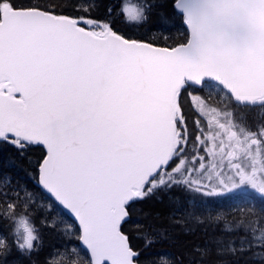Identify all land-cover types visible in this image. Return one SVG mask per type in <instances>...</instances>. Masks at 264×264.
Segmentation results:
<instances>
[{
	"label": "snow or ice",
	"instance_id": "obj_1",
	"mask_svg": "<svg viewBox=\"0 0 264 264\" xmlns=\"http://www.w3.org/2000/svg\"><path fill=\"white\" fill-rule=\"evenodd\" d=\"M0 264H264V0H0Z\"/></svg>",
	"mask_w": 264,
	"mask_h": 264
},
{
	"label": "trees",
	"instance_id": "obj_2",
	"mask_svg": "<svg viewBox=\"0 0 264 264\" xmlns=\"http://www.w3.org/2000/svg\"><path fill=\"white\" fill-rule=\"evenodd\" d=\"M173 35L179 38L180 33L176 32V33H173ZM224 206L227 207V202H225ZM50 243H55V241H50ZM153 251L154 252H165V251H176V249L170 247L169 245H161V246H157L155 249H153Z\"/></svg>",
	"mask_w": 264,
	"mask_h": 264
},
{
	"label": "rangeland",
	"instance_id": "obj_3",
	"mask_svg": "<svg viewBox=\"0 0 264 264\" xmlns=\"http://www.w3.org/2000/svg\"><path fill=\"white\" fill-rule=\"evenodd\" d=\"M195 118H197V117H196V113H195V112L191 113V114H190L189 121H188L190 125L192 124V120L195 119Z\"/></svg>",
	"mask_w": 264,
	"mask_h": 264
}]
</instances>
